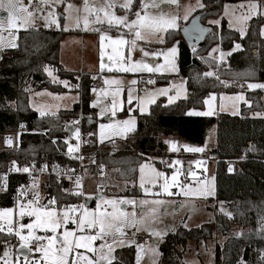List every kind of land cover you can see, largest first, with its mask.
<instances>
[{"label":"trees","instance_id":"16d2710c","mask_svg":"<svg viewBox=\"0 0 264 264\" xmlns=\"http://www.w3.org/2000/svg\"><path fill=\"white\" fill-rule=\"evenodd\" d=\"M238 1L242 0H202L204 7L193 14L203 11L201 22L206 23L207 18H217L221 14L224 3ZM138 2L134 0L132 9ZM262 23L260 15L251 17L244 36L228 27L224 18L219 25L206 23L211 25L210 32L191 48L182 38L180 29L168 32L161 46L177 44V64L179 73L185 78L188 95L170 106L160 98L144 114L134 111L135 131L124 141H114L113 145H98L94 139L96 121L89 100L93 79L88 73L64 69L59 61L62 39L78 31L41 27L19 30L18 47L0 53V136L7 133L17 136L12 148L0 147V174H8L7 190L0 191V207L12 206L19 196V186L29 182L26 175L9 171L13 161L16 167L30 163L79 166L77 153L69 154L64 139L70 119L78 118L82 133L87 135L82 138L80 150L87 154L84 165H88L95 178L107 181L112 177L126 183L137 179L138 166L145 161L151 160L157 167L167 170L163 157L173 153L169 152L166 140L178 138L191 145H202L207 132L214 128L215 141L210 154L216 160L215 198L224 201L231 210V222L240 232L229 234L230 222L220 214L215 215L213 223L205 222L189 229L179 227L168 232L160 244L159 264H186L177 246H185L189 239L195 242L210 240L215 233L222 234L225 239L222 244H215L214 264H237L240 260L245 264H264V117L250 116L253 111L264 110V93L262 89L249 90L245 86L247 81H264ZM234 42L241 47L226 60L218 62L206 56L212 46L226 50ZM45 66L53 68L59 77L77 84L79 100L70 109L41 116L30 107L29 92L42 88L55 92L67 90L48 78ZM213 70H217L219 76L204 75ZM165 79L166 76L157 78L158 81ZM223 92H243L249 104H241L239 115L221 112L211 116L186 115L192 108H202L206 95ZM229 161L235 163L233 172L227 170ZM67 183L66 179L53 174L46 177V197L55 198L58 207L80 203L86 197L65 193L63 188ZM121 188L124 194L138 193L135 185L126 184ZM5 242L15 243V235L0 231V250ZM111 264H134L132 247L116 249Z\"/></svg>","mask_w":264,"mask_h":264},{"label":"rangeland","instance_id":"374dc122","mask_svg":"<svg viewBox=\"0 0 264 264\" xmlns=\"http://www.w3.org/2000/svg\"><path fill=\"white\" fill-rule=\"evenodd\" d=\"M27 2L28 0H21V3L25 7H27ZM123 2L124 0H88V5L89 8H101L105 3H114L116 5L114 8L106 10L114 13L116 16L127 15L128 21L135 19L134 14L138 9H140V0L134 9H131V11L127 13L124 9L119 7V5ZM144 2L149 4L147 11L150 15H159L160 13H165L167 15H179L180 18L177 20V28L169 29L167 32L157 34V36H162L164 41L168 32L180 29L187 21L182 18L186 10L185 6H195L197 4V0H179V8H177L176 5L164 4L161 0H144ZM153 2L158 3L160 5L159 8L151 7ZM249 2L250 0L226 2L223 4L221 14L217 18H207L206 23L219 25L220 20L224 18L228 27L238 31L239 34L241 28H243L245 32L248 20L243 21L240 18L246 13L247 4ZM259 2L262 6H264V0ZM200 3H202V0H200ZM241 4L245 5V7H237ZM68 5H71L72 7L69 8ZM225 6H227V9ZM199 9L201 8L196 7L195 11ZM49 11L53 12V17L51 19H55L56 23H52L49 27H45L44 18L47 16ZM195 11L191 12L189 17ZM143 12L144 10H141V15H143ZM34 15L36 17L34 21L35 27L78 31L74 33L72 32L62 39L59 49V61L66 70L88 73L93 80L98 76L100 85H96L93 81L90 85L89 94L90 106L93 108L92 116L96 121L94 127V139L98 145L106 143L113 145L114 141H124L126 137L133 133H123V126L119 122L129 119V117H135L137 125V118L134 111L140 113L138 108L140 99L138 98L147 100L150 96L154 95L155 101L162 98L165 103L168 104L167 96L158 95L157 90L167 88L169 89L168 95H175L177 89L174 88L173 85H182V87L179 88L180 95L177 99L187 97L188 89L184 76L179 73L177 56L175 58V63L178 71L176 72L168 70L167 61L164 58L166 50L174 44L177 46L176 43L167 47H162L161 45L163 43H160L156 37H149L145 40H137L134 47H131L127 43L116 44L114 41L120 38H123L126 41L133 39L134 33H130L129 30L124 28L122 25L113 24L110 26L107 19L104 18L103 12L99 13L103 22H95L96 14L94 12L84 11V0H61V2L56 4L54 8L45 5L43 12H35ZM258 15L263 18V23L261 24L262 27L264 26V11ZM85 17L89 20L87 27H85L84 24ZM77 19H79V26H76ZM0 20H3L5 24L4 30L0 31V36H3L4 43H7L10 40V33L6 27V13L2 9H0ZM211 21H219V23H210ZM57 24L59 26H57ZM66 25L67 27L65 28ZM18 31L13 29L11 30V34L17 37ZM101 35L105 36L103 41L101 40ZM236 44L239 43L234 42L232 47L226 50L220 49L218 45H214L208 51L206 56L212 57L218 62L226 60L229 55L228 53L233 52ZM102 45L103 47H101ZM130 47L131 51H129ZM5 49L9 48H0V53ZM141 49H143V51H141ZM213 49H217V51L214 52ZM144 52L149 53V55L145 56ZM222 52L228 54L225 55L223 59H221ZM137 62H140V64L146 63L152 67L160 65L161 68L156 72H148L143 68L136 72L121 70L122 68L131 67ZM102 64L104 65L103 68H101ZM47 68L52 72V76H49L48 72L45 71L48 78L52 82L59 83L60 85L66 87L67 90L62 92L51 91L47 88L32 90L29 92L28 102L30 107L39 114L43 111L45 113L44 115H55L59 110L72 108V105L79 100V92L75 89L77 84L72 83L69 79L59 77L53 68L49 66H47ZM162 76H166L165 81H158L157 78L159 79ZM53 77L56 78L55 81L53 80ZM132 81H135V83H131ZM149 81H153V83H150ZM62 82H67V86ZM249 83H264V81H247L245 83L246 89L252 90L248 88ZM129 89L132 90L131 95L133 98L131 103H129ZM262 90L264 93V89ZM240 96H242L243 99H239L238 97ZM205 101H207V103H205ZM242 103L247 105L249 104L245 99L243 92H223L219 94L210 93L204 97L202 108H192L190 110L198 112L211 111L212 115L219 112L230 115H239ZM150 105H146L148 110ZM130 108L131 111H129ZM257 113H260V115H256ZM251 116L264 117V110L261 112L253 111L251 112ZM67 124L74 126L72 132L70 134L68 133L64 137L67 144V151L69 152V145H72L75 149V146L78 144V150H74L71 153H77L78 155L81 149L83 134L79 125L80 120L78 118L70 119L67 121ZM102 124L109 127L102 129L100 127ZM11 135H13L15 145L17 142V136L14 133H11ZM214 136L215 131L214 128H212L207 132L205 142L202 145H191L186 141L179 139L177 145L180 148V152L163 157V160L166 159L164 166L167 170L157 167L151 160L142 162L138 166L137 179L134 182H118L112 177H110L107 181H102L100 178H95L88 165L85 164L81 168V171L84 177L83 194L86 197L82 202L70 205L68 204L65 208L58 207L55 203L49 205L50 200L46 197V177L43 176L35 182V187L37 189L36 194H19L12 206L0 207V212L4 209H12L13 211L9 214V218L13 221L16 228L19 227V224L27 225L36 220L35 216L25 215L21 217L19 215V205L21 203H27L28 200L37 201V203L33 204V207H40L45 210L50 209L61 219H63L65 213H67L70 219L66 224L61 223L56 229L55 234L50 229L45 228H35L32 230L34 232L32 239H36V237L39 236L52 237L53 247L55 248H59L61 246L63 233L65 231H72L74 236L90 235L87 234L85 230L84 232H81L78 227L79 217L84 215L85 211L89 214H99L104 212L100 209L104 205L108 208L105 212L109 213L114 210L117 213L119 211H124L129 214L135 212L137 222L126 224L122 229V235L114 232L113 234L106 236L103 240L97 239L92 242V247L94 249H99V246L102 243L111 245L112 251L110 253L108 252L107 246L100 253L89 252L87 249L83 248L76 249L75 252L84 253L93 260H97L98 255L107 254L110 261H113L116 249L130 246L133 250L134 264H159L161 257L160 255H157L156 252H153L152 249H156L160 253L159 246L164 241L166 234L168 232L172 233L176 231L179 227L189 229L197 227L205 222L213 223L215 215L220 214L222 216L225 215V220L230 222L229 234H239L240 232L239 227L234 222H231V215H229V213L231 214V210L227 207L224 201L217 200L215 198L214 172L216 160L212 158L210 154V150L214 144ZM184 145L203 148V151H186L183 147ZM0 147H4L3 135L0 136ZM182 156L186 159L184 162L181 160ZM175 160H179L180 164H173V161ZM228 163L233 162L229 161ZM142 164L146 166L144 169L143 188L141 187L140 173V165ZM157 172L163 173V175L157 176ZM173 175L176 177L175 181H173ZM165 182L170 185L169 191L174 193L173 195H168L167 193H163L161 191V186ZM102 184L107 186V189L104 191L100 189ZM126 184L128 186L135 185L138 193L135 195L121 193V187ZM156 187H159L158 191L154 190ZM182 187L186 188L190 194L187 196L183 195L181 193ZM145 189H150V191L146 192ZM205 191H211L213 194H199ZM156 193L160 194L156 195ZM97 195H101L102 197L97 198ZM88 199H93L97 207L98 205L99 207L95 210L91 209L90 205L86 204ZM109 200L116 202L115 209L112 204L107 203ZM121 200H134L136 203L135 205L121 203ZM141 200H148L150 203L147 205H141ZM154 200H164L167 203L166 205H155L151 203V201ZM72 206H75V208L73 209ZM151 208H155L157 211L151 213L149 212V209ZM128 219L131 221V216H129ZM0 224H3L6 228L8 226V221L6 219H2L0 220ZM185 224L187 227H185ZM93 230L96 231L95 229ZM128 230H134L137 235L146 238V243L138 244L135 238L126 236V232ZM28 231L29 230L27 228L21 230L24 235H27ZM154 232H163L166 234L163 237H157L153 235ZM15 238V243L7 242V247L10 251L8 259L10 264L17 258L19 259V264H24L23 255L18 252V249L21 248L19 238L17 236H15ZM224 239L225 236L220 233H215L213 234V238L210 240L195 242L189 239L187 240L185 246H177V248L182 250V258L186 264H214L215 244H222ZM43 243L46 244L47 241H43ZM29 246L33 248L32 252H28V249L25 248L29 259L31 260L35 258L40 260L41 264H43V254L35 251L36 246L30 245V243ZM4 250L5 243L1 247L0 256H3ZM138 251L140 256L139 262L137 261ZM75 252L69 254V260H71V258L75 255ZM0 264H3V262L0 261ZM100 264H108V262L100 261Z\"/></svg>","mask_w":264,"mask_h":264},{"label":"snow or ice","instance_id":"6c2138e0","mask_svg":"<svg viewBox=\"0 0 264 264\" xmlns=\"http://www.w3.org/2000/svg\"><path fill=\"white\" fill-rule=\"evenodd\" d=\"M61 0H37L36 4H33V0H29V5L32 6L33 10L29 11L28 7H25L21 0H0V9H2L6 13V27L9 30L10 33V40L7 43H4V37L0 36V48L8 47V48H16L18 47L17 43L15 42L17 37L15 35L11 34V30H19V29H26L27 27H35V12H43L44 6H50L53 7L56 4H59ZM164 4H171L176 5L177 8H179V0H161ZM116 5L114 3H105L103 7L101 8H89L88 0H84V11L85 12H94L96 14V21L98 23H102L103 19L100 17L99 13H104V18L107 19L108 24L111 26L113 24L115 25H122L124 28H127L130 33H134V38L131 40H124L123 38H120L114 43L116 44H129L131 47H134L136 45L137 40H145L149 37H156L160 43L164 42V39L162 36H157L158 33L167 32L169 29L177 28V20L180 18L178 14L176 15H167L165 13H160L159 15H150L147 9L149 8V4L145 3L144 0H140V9H138L135 12V19H132L131 21H128L127 15L124 16H116L114 13H111L107 11L106 9L114 8ZM134 6V0H124L122 4L119 5L120 8L124 9L127 12H130L132 7ZM159 4L153 2L151 4V7L153 8H159ZM69 8H71V5H68ZM196 7L203 8L204 5L200 3V0H197V4L195 6L187 5L185 6V13L183 15L184 20L189 19V15L191 12L195 11ZM227 9V6H225ZM237 7H245V5L241 4ZM141 10H144L143 15H141ZM262 11H264V6L261 5L259 0H250V2L247 4L246 13L240 18L243 21L249 20L252 16H257ZM23 14V15H22ZM53 17V12L49 11L45 19V27H49L50 24L56 23L55 19H51ZM67 19V17H66ZM197 18H193V27H198L195 23V20ZM89 23V20L87 17L84 18V24L85 27H87ZM210 23H219V21H211ZM57 26H59L57 24ZM76 26H79V19L76 21ZM67 25L65 26V28ZM5 28V24L3 20H0V31H3ZM98 30V29H97ZM145 30V31H142ZM187 32L188 29H185ZM203 31V29H201ZM262 36H264V26L261 27V33ZM240 35L244 36L245 32L244 29H240ZM105 39L104 35H101V40L103 41ZM178 43V42H177ZM103 47V45L101 46ZM131 47L129 48V51H131ZM241 46L239 44L235 45L236 49H239ZM143 51V49H141ZM196 49L193 48V52H195ZM213 51H217V49H213ZM178 53V48L174 44L172 47L168 48L166 52L164 53V58L167 61L168 70L172 72L178 71L175 58ZM103 54V53H102ZM230 54V53H228ZM226 53H221V59L225 55H228ZM144 55L147 56L149 53L144 52ZM104 65H101V68H103ZM143 68L144 70H147L148 72H156L159 71L161 66L157 65L156 67H152L149 64H140V62H137L136 64L132 65L128 68H122V71H131L136 72L141 70ZM46 72H48L49 76H52V72L45 66L44 69ZM205 76H212L213 73L211 71L204 73ZM55 77H53V80L55 81ZM150 83H153V81H149ZM67 86V82H62ZM131 83H135V81H132ZM174 88L177 89L175 95H168L169 89L167 88H161L157 90V94L161 96H167L168 98V105H172L174 101L179 97L180 91L179 88L181 86L173 85ZM248 88L255 89L260 88L264 89V83H249ZM131 89H129V103H131L132 95H131ZM239 99H243L242 96L238 97ZM140 99V104L138 106L140 113H146L148 111L146 105H150L155 103V96H150L147 100ZM207 103V101H205ZM131 111V108L129 109ZM45 113L43 111L40 112V115L43 116ZM103 114V113H101ZM115 114V113H113ZM186 115H196V116H208L212 115L211 111H205V112H198L195 110H189ZM256 115H260V113H257ZM122 127V132L127 134L135 131L136 128V120L135 117H129V119L123 120L119 122ZM24 126L21 125V128ZM100 127L103 129L105 127H109L106 125H100ZM55 142V141H53ZM5 143L9 146L12 145V138L6 137ZM166 144L170 145V150L179 151V148L176 147V142L173 140H166ZM186 151L191 152H202L203 148L198 147H190L188 145L183 146ZM79 145L77 144L75 146V149L72 145H69V154H71L74 150H78ZM77 159H82V157H76ZM173 164H180L179 160L173 161ZM16 162H12V166L9 168V171H16V172H24V173H30V168L28 166H25L23 168L16 167ZM34 167V165H33ZM46 167V165L44 166ZM145 165H140V173H141V187H144V169ZM44 169L41 168V171ZM229 171H232L231 167L229 168ZM7 173L0 174V191L7 190ZM157 176H162L163 173H156ZM176 177L173 175V181H175ZM77 186L80 185V179L77 178L76 180ZM32 187H35V181L32 184ZM170 185L165 182L161 186V191L163 193H167L168 195H173L174 193L169 191ZM146 192H149L150 189H145ZM20 195H24V188L21 186L19 189ZM181 193L185 196L189 195V191L186 190V188H181ZM82 194V193H77ZM160 193H156V195H159ZM200 195H212L213 193L211 191H205L199 193ZM121 203H128L135 205L134 200H121ZM37 203L35 200H28L27 203H21L19 205V215L21 217L27 215V216H35L36 220L31 224H19V227L16 228L13 224V221L9 218V214L12 213V209H4L2 212H0V220L6 219L8 221V226L5 228L3 224H0V231H6L9 235L15 234L19 238L20 246L22 249H28V252H32L33 248L29 246V241L32 239L34 232L32 231L35 228H45L50 229L54 234L56 233V229L60 226L61 223H67L70 217L67 213H65L63 219L59 218L54 211L52 210H45L41 209L40 207H33V204ZM55 203V198L51 199L49 201V205ZM107 203L112 204L113 208L115 209V201L109 200ZM150 202L148 200H141V205H147ZM152 204L155 205H166L167 202L164 200H154L151 201ZM175 203V202H172ZM182 206V205H180ZM73 209L75 206H72ZM82 207V206H81ZM99 207V205H98ZM157 209L151 208L149 209V212L154 213ZM229 215H231L229 213ZM129 216H131V221H129ZM143 219V218H141ZM136 214L135 212H132L131 214L126 213L124 211H119L118 213L114 210L113 212H101L99 214L92 213L89 214L87 211H85V214L79 217L78 221V227L81 232H84L85 229L93 230L95 229V235H79L74 236V233L72 231H65L63 233V240L61 242V246L59 248L53 247V238L48 236H39L36 237L38 243L35 247L36 252L42 253L43 258V264H100V261H107L108 264H111V261L109 259V256L107 254H101L98 255L97 260H93L89 258L87 255L81 252H75L76 249H87L89 252H96L100 253L106 246L108 248V252L110 253L112 251L111 245L101 244L99 246V249H94L92 247V242L97 239H104L106 236L115 233L123 234L122 229L125 227L128 223H136ZM185 227L187 225L185 224ZM27 228L29 231L27 235L22 234L21 230ZM166 233L163 232H154L153 235L157 237H163ZM73 238V239H70ZM43 241H47L46 244L43 243ZM153 252H156L157 255H160V253L156 249H152ZM75 252V255L69 260V254ZM23 255L24 264H41L40 260H37L35 258L29 259L28 255L26 253H21ZM10 256V251L7 247V242H5V250L3 253V256H0V261L3 262V264H10V261L8 257ZM262 258H264V253H262ZM140 256L139 251L137 254V261L139 262ZM11 264H19V259L13 260ZM237 264H245L243 260H240L237 262Z\"/></svg>","mask_w":264,"mask_h":264},{"label":"built area","instance_id":"2783aa9c","mask_svg":"<svg viewBox=\"0 0 264 264\" xmlns=\"http://www.w3.org/2000/svg\"><path fill=\"white\" fill-rule=\"evenodd\" d=\"M36 2H37V0H33V4H36ZM27 7H28L29 11L33 10L32 6L29 5V0L27 2ZM212 73H213L214 76L218 75L217 70H213ZM93 81L95 82L96 85H100L99 80H98V76ZM86 136H87L86 134H82V138L86 137ZM6 137H11L12 138V145L11 146H9L8 144L5 143V138ZM170 140L175 141L174 139H171V138H170ZM13 145H14L13 135L8 134V133L7 134H3V146L5 148H10ZM167 145H168L169 152H171V153H179L180 152V148L178 147L177 142H176V147L179 148V151L170 150V145L169 144H167ZM78 156L82 157V159H78V161H79V166L78 167H66V166L60 167L56 163H50V164L44 163V164H40V165L34 164V163H30L27 166L30 168L31 175L29 173H24V172H16V171H11V172L12 173L24 174V175H26L28 177L29 182L27 184H23V185L19 186V189L21 188V186H23L24 194H26V195H34V194H36L37 193V189H36V187H32L33 182L34 181L36 182L38 179H40L43 176L47 177L48 175H51V174L56 175V176L61 177V178H64V179H66L68 181L67 185L63 188L65 193H67V194L82 193V195H84L83 194L84 177H83L81 168L83 167L84 161L87 160L88 156H87V154L81 152V150L78 153ZM211 157L215 159V156L211 155ZM181 160L184 162L186 159H185L184 156H182ZM33 165H34V167H33ZM45 165H46V167H44ZM230 167H231L232 172H233L234 171V164L227 163V170L228 171H229ZM21 168H23V167H21ZM41 168H43L44 170L41 171ZM229 172H231V171H229ZM77 178L80 179V185L79 186H77V184H76ZM19 189H18V191H19ZM100 189L102 191H104V190L107 189V187H106L105 184H102ZM154 190L158 191L159 187H156ZM89 205H90L91 209L95 210V209L98 208L97 205L95 204V202H93V201ZM65 207H66V205L63 206V208H65ZM100 209L102 211H104V212L108 210V208L106 206H104V205ZM223 218H226V216L224 215ZM85 232L87 234H90V235H95V231L94 230L85 229ZM126 236L135 238L137 240L138 244H145L146 241H147L146 238L137 235V233H135L134 230H128L126 232ZM29 243H30V245L36 246L40 242L37 241V239L33 238V239L30 240Z\"/></svg>","mask_w":264,"mask_h":264},{"label":"water","instance_id":"95a60500","mask_svg":"<svg viewBox=\"0 0 264 264\" xmlns=\"http://www.w3.org/2000/svg\"><path fill=\"white\" fill-rule=\"evenodd\" d=\"M204 14L203 11L197 12L193 14L188 21L180 28V33L182 38L184 39L185 43L188 45V47H194L195 45L199 44L205 39V36L210 32L211 30V25L202 23L201 22V17ZM193 18H197L195 20V23L198 27H193ZM185 29H188L186 32ZM203 29V31H201ZM90 122H88L89 124ZM74 129L73 125H67L66 130L67 134L71 133L72 130ZM233 164V163H232ZM188 168V166H187ZM99 198V197H97ZM93 199H88L86 201V204H90ZM19 253H27L26 249L19 248L18 249Z\"/></svg>","mask_w":264,"mask_h":264},{"label":"crops","instance_id":"0c3cea01","mask_svg":"<svg viewBox=\"0 0 264 264\" xmlns=\"http://www.w3.org/2000/svg\"><path fill=\"white\" fill-rule=\"evenodd\" d=\"M97 1H101V0H97ZM47 115H50V114H47ZM250 116H251V114H250ZM171 139H174L176 142H178V138H171ZM206 139V138H205ZM214 141H215V136H214ZM233 164L235 165V163L233 162ZM97 197H102L101 195H97Z\"/></svg>","mask_w":264,"mask_h":264}]
</instances>
